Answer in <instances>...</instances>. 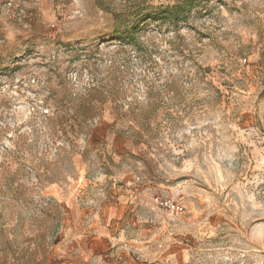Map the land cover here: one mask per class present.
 <instances>
[{"label":"rangeland","instance_id":"374dc122","mask_svg":"<svg viewBox=\"0 0 264 264\" xmlns=\"http://www.w3.org/2000/svg\"><path fill=\"white\" fill-rule=\"evenodd\" d=\"M96 1L0 0V264L57 262L115 204L169 264H264V10L191 0L174 23L149 15L182 0H99L118 27ZM91 87L119 94L90 136L48 131Z\"/></svg>","mask_w":264,"mask_h":264},{"label":"crops","instance_id":"0c3cea01","mask_svg":"<svg viewBox=\"0 0 264 264\" xmlns=\"http://www.w3.org/2000/svg\"><path fill=\"white\" fill-rule=\"evenodd\" d=\"M121 208L115 204L102 212L91 210L88 219L81 213L80 223L73 224V228L81 226L80 233L65 239L59 260L52 264H169L167 258L178 257L173 247L167 257L149 250L133 211L127 223L119 222Z\"/></svg>","mask_w":264,"mask_h":264},{"label":"trees","instance_id":"16d2710c","mask_svg":"<svg viewBox=\"0 0 264 264\" xmlns=\"http://www.w3.org/2000/svg\"><path fill=\"white\" fill-rule=\"evenodd\" d=\"M191 0H182L178 1L177 3L169 6H159L156 7V10L154 13H152L149 16H155V12H158V17L159 18H170V20L174 23H176L182 15L184 9L186 6L190 4ZM98 6H102L99 0L96 1ZM102 10L108 11V9H104V7H101ZM112 14L113 20L116 24H118V27L122 26H127L126 22L127 20L124 19V16L128 14L129 12L127 11H121V12H113V11H108ZM148 16V18H149ZM113 93L119 94L118 90H113L111 91H106L102 87H91L88 92L85 95H82L80 97V102L79 104H73L74 107H76L80 113L73 114L71 117H67L66 115H60L61 112H65L66 109H71L70 103L71 102H60L59 101V106L58 108L55 107L56 109L51 112L50 116L48 117V123L56 121V123H53L54 126H48V131L53 132L60 130V133L64 136V140L66 142H71V137L75 136L76 133L78 135L84 134L85 139L86 137H89L92 131V128L90 124L93 121H98L100 119L101 115V110L103 105L106 103L107 96H113ZM118 100H114L115 104ZM72 106V107H73ZM62 110V111H60ZM118 116H120V113H118ZM48 124H46L47 126ZM75 136V137H76ZM71 144V143H70ZM6 245L10 247L11 242H6ZM6 246V247H7ZM7 247V248H8ZM28 248H26V251L24 254L26 256L20 258L22 260L18 264H30L28 261ZM17 264V263H15Z\"/></svg>","mask_w":264,"mask_h":264},{"label":"clouds","instance_id":"9594fccd","mask_svg":"<svg viewBox=\"0 0 264 264\" xmlns=\"http://www.w3.org/2000/svg\"><path fill=\"white\" fill-rule=\"evenodd\" d=\"M213 2L215 3V0H213ZM228 3L234 4L237 8H241L242 13H243L242 6H245L251 9L258 7L264 10V0H228ZM218 13L223 18L222 23H225L228 25H231L233 21H236L237 23H239V20L241 19V17H237L235 15L230 17L229 13L225 11L223 8H218ZM262 249H264V245H262ZM192 264H198L194 256L192 257Z\"/></svg>","mask_w":264,"mask_h":264},{"label":"built area","instance_id":"2783aa9c","mask_svg":"<svg viewBox=\"0 0 264 264\" xmlns=\"http://www.w3.org/2000/svg\"><path fill=\"white\" fill-rule=\"evenodd\" d=\"M152 202L157 205L158 207L164 208V209H170L172 212H179L182 211V207L177 205V204H173L171 201H169L168 199H164L162 197H154L152 199Z\"/></svg>","mask_w":264,"mask_h":264}]
</instances>
